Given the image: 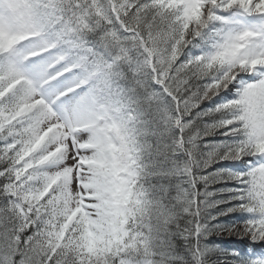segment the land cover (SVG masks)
Here are the masks:
<instances>
[{
	"label": "snow or ice",
	"instance_id": "snow-or-ice-1",
	"mask_svg": "<svg viewBox=\"0 0 264 264\" xmlns=\"http://www.w3.org/2000/svg\"><path fill=\"white\" fill-rule=\"evenodd\" d=\"M0 264H264V0H0Z\"/></svg>",
	"mask_w": 264,
	"mask_h": 264
}]
</instances>
